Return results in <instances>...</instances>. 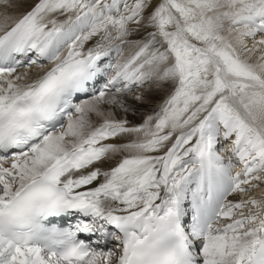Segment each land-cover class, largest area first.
Instances as JSON below:
<instances>
[{"label": "snow or ice", "instance_id": "obj_1", "mask_svg": "<svg viewBox=\"0 0 264 264\" xmlns=\"http://www.w3.org/2000/svg\"><path fill=\"white\" fill-rule=\"evenodd\" d=\"M0 264H264V0H0Z\"/></svg>", "mask_w": 264, "mask_h": 264}, {"label": "bare ground", "instance_id": "obj_2", "mask_svg": "<svg viewBox=\"0 0 264 264\" xmlns=\"http://www.w3.org/2000/svg\"><path fill=\"white\" fill-rule=\"evenodd\" d=\"M126 54H130V53H126ZM164 99V95L163 94H160L158 95L149 105L150 107L148 106V109H152V108H157L163 101ZM152 107V108H151ZM145 109L142 110V112L140 113H145ZM143 117L139 114V115H136L134 118H133V123H136V122H140L142 121Z\"/></svg>", "mask_w": 264, "mask_h": 264}, {"label": "rangeland", "instance_id": "obj_3", "mask_svg": "<svg viewBox=\"0 0 264 264\" xmlns=\"http://www.w3.org/2000/svg\"><path fill=\"white\" fill-rule=\"evenodd\" d=\"M149 107H150V105H148ZM152 108V107H151ZM142 110L143 109H141V112H142ZM140 115L142 116V117H144V115H145V113H140Z\"/></svg>", "mask_w": 264, "mask_h": 264}]
</instances>
